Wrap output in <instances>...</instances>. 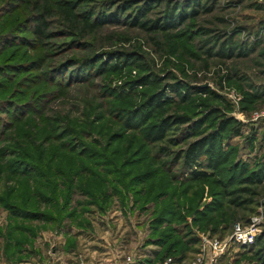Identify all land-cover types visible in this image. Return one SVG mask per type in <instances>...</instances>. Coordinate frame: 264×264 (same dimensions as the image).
Here are the masks:
<instances>
[{"label": "rangeland", "instance_id": "1", "mask_svg": "<svg viewBox=\"0 0 264 264\" xmlns=\"http://www.w3.org/2000/svg\"><path fill=\"white\" fill-rule=\"evenodd\" d=\"M169 11L183 20L166 22ZM262 111L264 0H0V264L59 258L77 241L81 251L107 245L108 262L120 253L121 264H191L204 238L228 241L237 224L258 219L263 236L264 178L231 188L194 181L180 154L229 118L224 147L259 162L264 121L253 120ZM167 116L189 122L147 141ZM167 191L188 201L187 228L177 229L192 250L180 262L156 260L161 249L145 245L151 199ZM220 207L221 234L195 226L197 210ZM250 247L232 245L224 263L264 264Z\"/></svg>", "mask_w": 264, "mask_h": 264}, {"label": "trees", "instance_id": "2", "mask_svg": "<svg viewBox=\"0 0 264 264\" xmlns=\"http://www.w3.org/2000/svg\"><path fill=\"white\" fill-rule=\"evenodd\" d=\"M64 12L67 15H73V13L68 9ZM179 13L180 14L176 16V11H169L167 13L168 15L166 16V22H176V20L183 16L182 14H184V11H179ZM181 20L183 19L181 18ZM43 25H45V23H43ZM164 28L169 29L170 27ZM42 29V25H35V34L42 36ZM236 52V49H232V51L229 50L227 52L224 51L222 57L224 59H232L234 58ZM111 68L117 70L119 69V67L115 66ZM181 88L182 87H180V89ZM156 98H158V95H156ZM157 100L158 103L154 106L160 110L163 107L164 103L162 102L165 99L158 98ZM16 104L19 106L18 103ZM17 105L16 108L18 107ZM208 108H210V106ZM19 109V111H21V107ZM214 113L215 112H213L211 116H213ZM188 122V119L184 117H164L147 128L145 132V138L151 143H162L168 139V136H170L169 134L176 126H181L187 124ZM231 124L232 121H230L229 118H225V120L218 126L216 131H212L206 135H203L202 133L200 135H192L194 140L189 143V145H187L185 150L180 152L181 160L183 161V172H189L192 180L210 182V179L214 178L213 183H215V185L218 187L231 188L235 186L240 180L258 181L264 178V153L258 159L259 162L255 164L246 162L243 163L237 161V151L235 152L236 148L234 149L231 147L227 150L224 147V134L227 132ZM228 168H230V174L226 175L228 177L227 179H224V177L218 175L223 172L225 173ZM262 183H264V180H262ZM152 190L155 191V188ZM236 192L251 193V190L245 188L237 190ZM154 193L149 192L150 196ZM170 195L171 193L167 191L161 195H156L154 199H151L156 204V208L153 212L151 232L148 239H146L145 245H155L161 249L155 258L156 260H164L166 258L172 257L175 259V261L180 262V257L186 256V254L192 250L190 249L191 246L189 242L186 241L184 237V233L177 229L178 227H180V229L183 227L187 228V219L189 216L186 214H189V207L187 209L186 206H188V201H184L183 196H177L174 198L173 195ZM147 200L148 199L144 197L140 199V201H143V203ZM222 210L223 209L221 207L215 208L213 210L205 209L202 214L199 210H197L195 213L197 216L194 219V222L196 223L195 226L199 227L204 232H208L210 230V233L213 235L221 234V230H223L222 221L218 222L215 216ZM241 224L247 225L248 223ZM186 233L187 236L191 234L188 230ZM74 247L75 245L69 247L68 249L70 250ZM251 247H260L261 253L259 256L262 255L263 257L261 260L264 261V235L258 237L256 243ZM28 258L29 256L21 259L20 263ZM147 263L151 264L152 261H147Z\"/></svg>", "mask_w": 264, "mask_h": 264}, {"label": "built area", "instance_id": "3", "mask_svg": "<svg viewBox=\"0 0 264 264\" xmlns=\"http://www.w3.org/2000/svg\"><path fill=\"white\" fill-rule=\"evenodd\" d=\"M255 122L264 121V111L256 113ZM260 221L258 219H252L251 223L244 226L237 224L234 227L233 234L228 241H212L207 238L203 239V243L200 249L199 255L192 261L191 264H225L223 257L229 247L232 245L237 246H253L256 243L260 234ZM125 264H135V259L131 256L125 259ZM158 264H175L172 259H167L163 263Z\"/></svg>", "mask_w": 264, "mask_h": 264}, {"label": "crops", "instance_id": "4", "mask_svg": "<svg viewBox=\"0 0 264 264\" xmlns=\"http://www.w3.org/2000/svg\"><path fill=\"white\" fill-rule=\"evenodd\" d=\"M88 234L95 236V233L92 234V233L88 232ZM80 235L81 234H79V236H78V240H79ZM84 241L85 242L88 241V239L85 237V235H84ZM79 245H80L79 241H77L76 247H74L73 249H70V250L64 246H61L60 249H58V250H59V252L65 253V255L58 258L57 257L58 252L55 250L53 253V257L51 255L50 258H52V260H54V261L58 260V259L63 260V258H65L67 260V264H78L79 261H81L82 264H121V263H123L122 255L120 253H117L116 255H114L113 256L114 259L110 258V260L108 262V260L106 259V256L111 253V250L108 248L107 245L104 246L105 250H103V249L95 250L92 247L88 248L87 247L88 244H87L84 246L83 251L80 250ZM101 246H103V245H101ZM82 256L88 257L86 259H90V260H87L85 263L83 260H81ZM50 258L49 257L48 258L43 257V256H36V257L31 256L28 259L24 260L21 264H36L37 260H39V262H37V264H53L54 261L49 260ZM148 258H149V256H148ZM150 258L145 259V260L146 261H152ZM44 260H46V261H44ZM71 260H74V261L71 263ZM92 260H95V261H92ZM88 261H90V262H88ZM138 263L139 262H137L135 259V264H138Z\"/></svg>", "mask_w": 264, "mask_h": 264}]
</instances>
